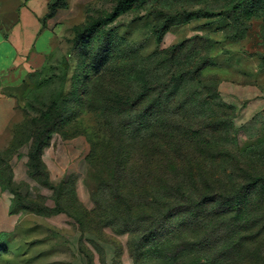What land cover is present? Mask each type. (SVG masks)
I'll use <instances>...</instances> for the list:
<instances>
[{"label":"rangeland","instance_id":"1","mask_svg":"<svg viewBox=\"0 0 264 264\" xmlns=\"http://www.w3.org/2000/svg\"><path fill=\"white\" fill-rule=\"evenodd\" d=\"M57 5L58 48L0 136V264H264V105L235 100L264 0ZM238 190L240 214L217 208Z\"/></svg>","mask_w":264,"mask_h":264},{"label":"crops","instance_id":"2","mask_svg":"<svg viewBox=\"0 0 264 264\" xmlns=\"http://www.w3.org/2000/svg\"><path fill=\"white\" fill-rule=\"evenodd\" d=\"M55 0H0V136L21 117L18 103L29 82L58 48L62 7L48 16ZM241 74L236 102L264 105V64ZM236 93V94H237ZM232 98V97H231ZM259 105V104H258ZM264 107V106H263Z\"/></svg>","mask_w":264,"mask_h":264},{"label":"trees","instance_id":"3","mask_svg":"<svg viewBox=\"0 0 264 264\" xmlns=\"http://www.w3.org/2000/svg\"><path fill=\"white\" fill-rule=\"evenodd\" d=\"M59 0H55L51 5H50V10L48 13V16H51L54 14V11L57 7H60L61 5H57V2ZM118 15V10H116L114 12V14L112 15V17H116ZM264 59V56L262 57ZM246 74V73H245ZM143 94H145V90L142 92L141 96H143ZM56 108L57 105L54 102H51L46 109L41 113V119L44 122L45 125H50L52 123V120L54 119L53 115L56 112ZM231 113L234 115L235 118V108L233 106H229ZM237 114V113H236ZM140 119L144 121H147V118L145 116V114H141ZM146 127H143L142 130H145ZM44 146V139H43V133L38 132L33 140V144L28 152V157H29V167H30V172L31 173H36V172H40V167H41V162H40V152L42 150ZM48 184V183H47ZM48 186L53 187V185L48 184ZM221 194V191L219 189L216 190H211L210 191V197L211 202H215L216 201V197ZM222 195H220L219 197H221ZM248 196V191L245 190H238L235 193H230L228 195H224L223 198V202H221L220 204H218L217 208H223L225 206H233L235 207V209L238 211V213L240 214L243 211L244 208V204L246 202L245 197ZM209 197V196H208ZM207 201V199H206ZM232 201H234L232 203ZM155 219L157 220V222H154L151 225L150 229H154V224L156 223L157 225L160 224V219L161 217H155ZM198 222H200V219H197Z\"/></svg>","mask_w":264,"mask_h":264}]
</instances>
